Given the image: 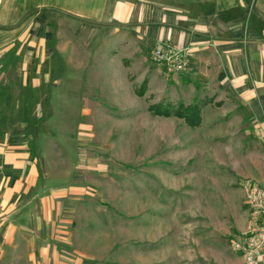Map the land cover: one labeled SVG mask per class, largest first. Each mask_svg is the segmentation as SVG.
<instances>
[{"label":"rangeland","instance_id":"obj_1","mask_svg":"<svg viewBox=\"0 0 264 264\" xmlns=\"http://www.w3.org/2000/svg\"><path fill=\"white\" fill-rule=\"evenodd\" d=\"M45 14L58 37L95 32L92 23L76 33L81 24L75 20L58 11ZM96 48L79 50L94 55ZM109 48L101 53L115 55L112 62L92 56L60 77L48 111L61 145L48 148V164L62 157L73 170L61 181L83 180L74 214L79 246L93 254L94 264H237L229 239L246 209L245 175L225 158L240 154L242 145L247 155L251 141L240 136L250 127L236 126L241 113L231 109L235 100L187 72L168 74L150 57L130 60L122 49ZM192 105L198 108L195 126L177 115ZM224 133L227 141H221ZM220 155L224 165L214 164Z\"/></svg>","mask_w":264,"mask_h":264},{"label":"crops","instance_id":"obj_2","mask_svg":"<svg viewBox=\"0 0 264 264\" xmlns=\"http://www.w3.org/2000/svg\"><path fill=\"white\" fill-rule=\"evenodd\" d=\"M50 10L81 24L76 33L88 23L95 32L58 37L47 22ZM90 44L94 55L80 52ZM158 45L187 49V74L235 100L236 126L250 127L240 136L251 144L247 155L242 145L225 160L231 156L243 178L264 187V0H0V264H94L75 225L83 180L61 181L73 170L62 157L55 166L47 162L48 148H61L50 128L51 99L60 77L92 56L112 62L116 56L101 53L104 47L142 62ZM223 158L214 164L224 165ZM248 222L246 207L230 239Z\"/></svg>","mask_w":264,"mask_h":264},{"label":"built area","instance_id":"obj_3","mask_svg":"<svg viewBox=\"0 0 264 264\" xmlns=\"http://www.w3.org/2000/svg\"><path fill=\"white\" fill-rule=\"evenodd\" d=\"M150 58L160 63L168 74L189 71L187 49L158 45L151 49ZM240 187L249 211V222L244 231L232 236L230 247L245 264L264 263V187L251 177L243 178Z\"/></svg>","mask_w":264,"mask_h":264},{"label":"trees","instance_id":"obj_4","mask_svg":"<svg viewBox=\"0 0 264 264\" xmlns=\"http://www.w3.org/2000/svg\"><path fill=\"white\" fill-rule=\"evenodd\" d=\"M138 94L141 95L143 94V90L142 91H138ZM182 108V111L181 113L180 112H177V115L184 118V120L192 125V126H195L198 124L199 122V116H198V108L196 105H192L190 107H183L181 106ZM158 114H161V115H169V111H161L160 109H158L157 111Z\"/></svg>","mask_w":264,"mask_h":264}]
</instances>
